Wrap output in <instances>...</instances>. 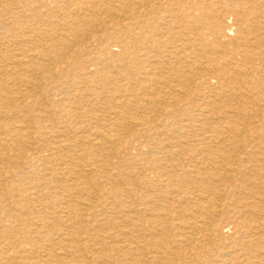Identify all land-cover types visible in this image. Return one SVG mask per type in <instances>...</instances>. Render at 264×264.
<instances>
[{
    "label": "rangeland",
    "instance_id": "rangeland-1",
    "mask_svg": "<svg viewBox=\"0 0 264 264\" xmlns=\"http://www.w3.org/2000/svg\"><path fill=\"white\" fill-rule=\"evenodd\" d=\"M11 1L13 0H0V56L2 57L0 69L6 70V75L1 76L0 80L17 76L12 73L15 69L25 77L39 79L37 82L41 85V89L27 87L29 95L26 93L24 96L21 94L24 93L23 85H18L17 89L6 85L7 89L2 90L3 95H0L3 96L0 98V180L5 182L0 185V264H141L137 261L140 256L137 249L145 246L146 248L143 249L152 251V243L161 232L163 233L159 237L162 239L180 238L179 244L173 246L178 253L174 252L170 256L173 257L171 258L173 264H264L260 252L264 245V220L259 219L252 210L251 222L240 218L235 211L232 212L234 200L242 198L247 189H239L226 181L215 184L207 180L203 183H195L183 174L185 167L183 163L187 164L190 161L188 157H192L194 151L193 153L187 151L188 153L182 155L181 160L178 158L179 155H171V160L170 154L166 152V149L179 144L190 145L191 149L207 145L208 148L212 147L211 149L217 151L220 148L219 144H223L224 148L229 147L234 140L236 144L243 145L248 153L252 152L253 159H258L254 161L252 159V180L257 184L264 181L262 176L264 168L261 166L263 163L259 162L260 148L264 147V89H262L264 88V44L252 47L253 52L261 55L259 60L252 59V69L248 62L244 64L241 56L233 60V66L236 67L232 66L234 71L231 74L235 78L227 84L219 81L201 84L196 79V82H192L193 85L192 83L186 85L189 94L169 95L167 100L162 97L163 91L167 90L162 87L164 78L150 73L153 67L151 59L160 56L161 53L160 47L154 43L155 40L153 42V36L174 25L170 33L182 32L177 27L178 22L156 21L157 23L152 24V13L145 14L143 7L134 5L133 10L129 11L128 16H130L125 22L126 25L121 28L124 32L118 30V26L122 24L118 17L110 20L105 26L86 29L91 36L85 34L80 45L83 44L85 51L82 57L88 60L85 65L87 68H84V63L78 66L75 63L76 56L69 55L66 62L60 65L72 74L63 76L57 71L49 72L42 66L37 57L35 39L39 35L45 37L48 32L53 34L60 30V22L67 20L68 17L75 18V21L80 23V17L74 14L77 5L84 6L82 9L84 12H94L95 16L102 20L109 18L108 15L96 5L88 3L89 1L92 3L93 0H59L58 3L49 0L41 9H28V11L18 3H14V8L11 9L9 5ZM199 1L194 16H200L202 9L203 14L208 11L201 17L203 30L206 32L219 24H230L238 18L227 12L238 4L237 0H228L225 8L219 6L221 2L217 0ZM255 7V10H264V2L256 3ZM15 10H19V13L16 14ZM158 10L164 15L160 9ZM263 14L264 12L261 11L260 15ZM217 15L222 23L218 24ZM179 20L191 30H189L191 37H198L196 33L201 30L195 31L196 28H192L197 24L190 21L188 16L182 15ZM252 20L256 24L264 20V16L259 19L260 21L257 18ZM230 32L232 33L229 37H233V30ZM183 35L187 38L185 32ZM120 37L125 39L123 45L115 42ZM212 39L208 34V39L202 47L207 56L215 57L218 55L215 52L218 46L212 42ZM226 40L227 38H221L218 43L220 46L225 45ZM105 47L114 49L119 55V60L115 61L109 54L110 57L106 56ZM91 56L95 60H92ZM28 60H30L29 65H35L33 68L24 64ZM224 60L220 57L219 63L215 64L220 72L224 69L221 66ZM247 68L251 70L244 72V69L248 70ZM147 77L151 79L146 81ZM171 84H177L181 89L178 81H173ZM32 95L38 102L36 109L24 104L33 97ZM22 96L26 98L22 100ZM116 111L121 112L126 119L118 120L119 118L115 117ZM227 111L229 114L226 113ZM39 112L42 114L40 119V116L35 117ZM23 128L29 136L28 140L15 141L17 133L14 130ZM102 128L106 130L110 128L108 132L119 139L117 143L119 150L117 147L111 152L103 147L97 133V129ZM36 139L40 141L37 142ZM68 146L70 149L67 148ZM73 163L82 164L91 175L90 173L84 177L79 175ZM161 171L164 175L159 174ZM172 176L175 178L172 179ZM83 187H89V190ZM90 191L96 192L94 197L89 195ZM173 198L179 201L174 202ZM209 198H213L214 203L209 206L213 209L208 215L214 218L212 220H215V224L220 225L212 234L204 231L202 223L198 221L196 223L194 219L183 216L191 217L199 214V218L203 220L205 206L210 204L206 202ZM92 199L98 202L93 216L89 215V211L83 206ZM65 201L70 202L69 208L64 207ZM217 204H221L222 212H218L219 208L214 207ZM144 208H147L149 213L153 212L151 209L156 212L168 209L173 216L182 219L187 217V223L191 220L197 225L195 228L197 238L195 241L184 240L187 233L182 237L176 236L178 229H181L177 226L180 220H175L174 224H171L174 225L171 230L151 227L150 214H145ZM86 216L89 218L88 221H85ZM84 221L90 222L89 224L95 226L98 231L93 232L94 230L84 227L82 224ZM128 246L138 251L139 255L132 256L135 261L125 250ZM208 248L213 251L208 253ZM6 255L8 258L4 257ZM157 255L155 252L149 253L150 264L161 263L162 260ZM53 256L56 258H52Z\"/></svg>",
    "mask_w": 264,
    "mask_h": 264
},
{
    "label": "bare ground",
    "instance_id": "bare-ground-1",
    "mask_svg": "<svg viewBox=\"0 0 264 264\" xmlns=\"http://www.w3.org/2000/svg\"><path fill=\"white\" fill-rule=\"evenodd\" d=\"M56 2L58 3L59 0H50V2ZM218 2H221V4L219 6H221L222 8H225L224 6H226L227 1L228 0H217ZM238 4L233 8H230L229 11L231 15H235L238 16V18H236L234 20V22L230 23V24H219L222 20H219V15L216 16L217 18V22H218V26L217 27H212L209 29L208 32L203 30V26H202V15L207 14L208 11H205L203 14V9L201 10V15L200 16H194V10H197V6L196 4L198 2H200L199 0L194 1H190V0H93L92 3H90V1L88 2L89 4H93L96 5L97 7H99L100 10H103L108 17L105 20L99 19L95 16L94 12L91 13H86L84 12L82 9L84 8V6H80L77 5V7H75L74 9V14H77L80 17V23L75 21V18H71L63 22H60L61 25L60 26V30H57V32L51 34H49V32L45 35H39L38 38H36L35 40L37 42H35L34 44H37V46H35L38 49V52L34 51L37 53V57L39 58V60L41 61V64L43 67H45L49 72L55 73L56 71L61 73L63 76L67 75L68 73L72 74L67 68H64V66H61V63H65L66 62V58L69 55H74L76 56V60L75 58L73 60H75V63H77L78 66H82L84 63V68H87L86 65V61L88 60H84V58L82 57V53H84V48L82 47L81 44V39L82 37H84L85 34L90 35L91 33L86 32V29L89 28H94L97 29L101 26H105L106 23L110 22V20L115 19V17L120 18L122 23L120 26H118V30H122L125 22L127 21L128 14L129 11L133 10L134 5H138L140 7H143L145 14L151 12L152 13V24L157 23L159 21H166L167 23L170 22H178L177 27L182 31V32H178V34H174V33H170V30L175 26H171L170 28H166V30L156 33V35L153 36V42L155 40V45L157 47H160V56H154V58L151 59L152 61V65L153 67L151 70V74H157L159 75L160 78H164V80L162 79V87L164 89H167L166 91H163L162 93V97L164 99L169 98V95H187L189 94V88H186V85L191 84L192 82H196V79L198 80V82H200L201 84H209L211 81H219L220 83H228L229 81H231V79H234L235 77H233V75L231 74L233 70L232 66H233V60H236L238 56H241V59L244 61V64L246 62H248L251 65V69H252V59L259 60V56L261 57V55L257 54L256 52H253L252 47L253 46H260L262 43L264 44V20L260 21L259 19H261L263 15H260V12H264V10H255V4L258 2H264V0H237ZM49 2V0H13L10 2V8L13 9L14 7V3H18L20 6L27 8L29 10H38L41 9L43 6H46L47 3ZM34 5H31V4ZM213 3V2H212ZM161 5V8H159V6ZM263 5V4H261ZM258 6V5H257ZM38 8V9H37ZM214 8V6H213ZM218 8V7H217ZM158 9L161 10V12H163L161 15L158 11ZM206 9V8H205ZM219 9V8H218ZM26 9H24L25 11ZM220 10V9H219ZM218 10V11H219ZM22 11V12H24ZM26 12V11H25ZM55 12V11H54ZM220 12V11H219ZM15 13L18 14L19 10H15ZM70 14V13H69ZM6 15V14H5ZM188 16L193 23L197 24V26H192L193 29L196 30H201L200 32H197L196 34L198 35V37L196 38L195 36H190V29H187V27L185 26L184 22L180 21V16ZM214 15V14H213ZM212 15V17H213ZM13 16V15H12ZM15 16V15H14ZM240 16V17H239ZM1 17V15H0ZM18 18V16H16ZM20 17V16H19ZM61 17V16H60ZM227 17V16H226ZM12 18V17H11ZM22 18V17H21ZM252 18H257V20H259L260 22L254 24ZM16 19V18H15ZM25 19V18H24ZM57 19V18H56ZM215 19V18H214ZM20 20V19H19ZM27 20V19H26ZM216 20V19H215ZM255 20V19H254ZM55 21V20H54ZM54 21H51L54 23ZM60 21V20H59ZM157 21V22H156ZM24 22V21H23ZM114 22V21H113ZM253 22V24H252ZM256 22V21H255ZM1 23V22H0ZM222 23V22H221ZM162 24V23H161ZM107 25V24H106ZM168 25V24H167ZM158 26V25H156ZM155 26V27H156ZM35 28H37V25L35 26ZM122 28V29H121ZM157 29V28H156ZM55 30V29H54ZM179 30V31H180ZM186 30H188V32H186ZM190 30V31H189ZM231 30H233L234 34L233 37H229V34H231L232 32H230ZM235 30V31H234ZM92 31V30H91ZM90 31V32H91ZM53 32V31H52ZM122 32H124L122 30ZM183 32H185L187 34V38H185V36L183 35ZM28 33V32H27ZM30 33V32H29ZM40 33V32H39ZM38 33V34H39ZM109 33V32H108ZM31 34V33H30ZM33 34V33H32ZM44 34V33H41ZM94 34V33H93ZM96 34V33H95ZM137 34V33H136ZM208 34H210V36L213 38L212 42L214 44H216L218 47L215 49V52L218 53L217 56L215 57H211V56H207L206 51H204V47L203 43L208 39ZM36 35V34H35ZM112 35V34H111ZM127 35V34H126ZM140 35V34H139ZM38 36V35H37ZM41 36H43L41 38ZM89 36V37H90ZM156 36V37H155ZM162 37H165L162 38ZM88 38V36H87ZM221 38H227L226 40V44L225 45H221L218 43V40ZM90 39V38H89ZM32 40V39H31ZM152 40V39H151ZM164 40V41H163ZM83 41V40H82ZM85 41V40H84ZM215 41V42H214ZM92 43V41H90ZM118 43V45H123L125 42L124 37H120L117 39V41H115ZM41 43V44H40ZM104 43V42H103ZM222 44V43H221ZM10 45V44H9ZM91 45V44H89ZM116 45V44H115ZM17 46V45H16ZM215 46V45H213ZM14 47V46H13ZM20 49V48H19ZM33 49V48H32ZM35 49V50H37ZM2 50V49H1ZM18 50V49H17ZM78 50V51H77ZM13 51V50H12ZM26 51V50H25ZM105 54L106 56H111L114 58L115 61L119 60V55L115 52L114 49L112 48H108L105 47L104 48ZM20 52V50H19ZM76 52V53H75ZM23 53V52H22ZM25 53V52H24ZM103 53V52H102ZM27 54V53H26ZM25 54V56L27 57V55ZM109 54V55H108ZM24 55V54H23ZM86 56V55H85ZM84 56V57H85ZM105 56V57H106ZM109 56V57H110ZM5 57V56H4ZM3 57V58H4ZM82 57V59H81ZM95 57V56H94ZM190 59H188V58ZM208 57V58H207ZM210 57V58H209ZM220 57L224 58V62L222 63V68H224L222 70V72H220L218 69H216L215 64L219 63ZM1 56H0V60H1ZM12 58V57H11ZM73 58V57H72ZM92 58V56H91ZM98 58V57H96ZM100 58V57H99ZM205 58V59H203ZM27 59V58H26ZM192 59V60H191ZM21 60V58H20ZM38 60V61H39ZM92 60H95L94 58H92ZM98 60V59H97ZM106 60V59H105ZM122 60V58H121ZM5 61V60H4ZM16 61V60H15ZM30 60L24 62V64H28ZM100 61V59H99ZM18 62V61H17ZM93 62V61H92ZM108 62V61H107ZM12 63V62H11ZM23 63V62H22ZM68 63V62H67ZM90 63V62H89ZM260 63V62H259ZM262 63V62H261ZM36 64V63H35ZM69 64V63H68ZM71 64V63H70ZM91 64V63H90ZM93 64V63H92ZM102 64V62H101ZM238 63L236 62V65ZM73 65V64H72ZM100 65V64H99ZM226 65V66H225ZM243 65V63H242ZM4 66V65H3ZM28 66H32L31 68H33L35 65H29ZM103 66V65H102ZM109 66V65H107ZM111 66V65H110ZM224 66V67H223ZM24 67V66H23ZM38 67V66H37ZM218 67V66H217ZM234 68L236 66H233ZM241 65H239V69ZM7 68V67H6ZM104 68V67H102ZM229 68V69H228ZM244 68V66H243ZM247 68L248 70L244 69V72H248L251 69ZM20 69V68H19ZM67 69V70H66ZM73 69V68H72ZM90 69V68H89ZM101 69V68H100ZM109 69V68H108ZM180 69V71H179ZM231 69V70H230ZM22 70V69H21ZM43 70V69H41ZM71 70V69H70ZM94 70V69H93ZM97 71V69H95ZM24 71V70H23ZM27 71V70H26ZM25 71V72H26ZM95 71V72H96ZM179 71V72H178ZM8 72V71H7ZM76 72V71H75ZM92 72V70H91ZM89 72V73H91ZM104 72V71H103ZM195 72V73H194ZM12 73L17 74V76H13L10 78H2L3 80H0V95H3V93L1 92L2 90L7 89L8 87H12V88H18V85H23V92L21 93L22 95H26L27 91V87L29 88H40L41 89V85L39 84V82H37V80L39 81V79H35L31 76H23L20 73H18V70H12ZM100 73V72H99ZM109 73V72H108ZM39 74V73H38ZM42 74V73H41ZM79 74V73H78ZM96 74V73H95ZM148 73H146L147 75ZM6 75V70L0 69V77ZM20 75V76H19ZM44 75V74H43ZM77 75V74H76ZM113 75V74H112ZM117 75V74H115ZM93 76V75H92ZM151 76V75H150ZM155 76V75H153ZM243 77V76H242ZM64 78V77H63ZM91 78V77H90ZM145 80V78H143ZM151 78H146V81L150 80ZM264 79V78H263ZM6 83H5V81ZM60 80V79H59ZM72 80V79H70ZM86 81V80H85ZM173 81H178L179 84L181 85V89L178 88L177 86L179 85H174L171 84ZM80 82V81H79ZM91 82V81H90ZM5 83V84H3ZM53 83V82H52ZM56 83V82H55ZM93 83V82H92ZM90 83V84H92ZM112 83V82H111ZM142 83V82H141ZM237 83V82H236ZM240 83V82H239ZM243 83V82H242ZM57 84V83H56ZM102 84V83H101ZM116 84V83H114ZM233 84V83H232ZM248 84V83H247ZM7 85V86H6ZM118 85V84H117ZM193 85V83H192ZM220 85V84H219ZM244 85V84H243ZM242 85V86H243ZM56 86V85H55ZM72 86V85H71ZM78 86V85H77ZM90 86V85H89ZM115 86V85H114ZM105 87V86H104ZM156 87V86H155ZM237 87V86H236ZM27 88V89H26ZM159 88V86H158ZM80 89V88H78ZM104 89V88H103ZM147 89V88H146ZM264 89V88H262ZM60 90V89H59ZM84 90V89H83ZM87 90V89H86ZM106 90V89H105ZM239 90V89H238ZM36 91V90H35ZM50 91V90H49ZM53 91V90H52ZM51 91V92H52ZM63 91V90H62ZM94 91V90H93ZM159 91V90H158ZM16 92V91H14ZM42 92V91H41ZM85 92V91H84ZM92 92V91H90ZM246 92V91H245ZM63 93V92H62ZM79 93V92H78ZM155 93H159L157 91H155ZM161 93V92H160ZM31 94V93H30ZM70 94V93H69ZM77 94V93H76ZM221 94V93H218ZM27 95H29L27 93ZM74 95V94H73ZM222 95V94H221ZM22 96V100L25 99L26 97ZM33 97L26 103H24L25 105L29 106V108L32 109V107H35L38 104L37 100L34 99L35 96L32 95ZM55 96V95H54ZM154 96V95H153ZM156 96V95H155ZM159 96V95H157ZM189 96V95H188ZM30 97V96H29ZM37 97V95H36ZM57 97V96H56ZM79 97V96H78ZM0 98H3V96H0ZM8 98V97H7ZM176 98V97H175ZM263 98V97H262ZM63 99V98H62ZM173 99V98H172ZM171 99V100H172ZM255 99V97H254ZM169 100V99H167ZM170 100V101H171ZM147 101V100H145ZM163 101V100H162ZM167 101V102H170ZM94 102V101H93ZM92 102V103H93ZM44 103V102H43ZM95 103V102H94ZM93 103V105H94ZM91 104V103H90ZM158 104V103H156ZM168 103H166L167 105ZM177 104V103H176ZM174 104V105H176ZM181 103H179L180 105ZM216 104V103H215ZM10 105V104H9ZM154 105V104H152ZM183 105V104H182ZM186 105V104H185ZM160 106V105H159ZM162 106V105H161ZM6 107V106H5ZM38 107V106H37ZM181 107V106H180ZM227 110V109H226ZM237 110V109H236ZM168 111V110H167ZM175 111V110H174ZM181 111V110H180ZM186 112V111H185ZM21 113V112H20ZM179 113V112H178ZM228 113V111L226 112ZM102 114V113H101ZM126 114V113H124ZM196 114V113H195ZM229 114V113H228ZM41 113L39 112L38 115H35V117L40 116L39 119L41 118ZM114 115V114H112ZM127 115V114H126ZM164 115V114H162ZM130 116V115H129ZM115 117L119 118L118 120H120V118H125V116H123L121 114V112L116 111L115 112ZM159 117V116H158ZM161 117V116H160ZM115 118V119H116ZM39 119L37 118V122L38 124H40ZM98 119V118H97ZM126 119V118H125ZM209 119V118H208ZM220 119V118H219ZM57 121V120H56ZM91 121V120H90ZM88 121V122H90ZM154 121V120H152ZM189 121V120H188ZM216 121V120H215ZM151 122V121H150ZM182 122V121H181ZM180 122V123H181ZM186 122V121H184ZM201 122V121H200ZM12 124V123H11ZM96 124V123H95ZM185 124V123H183ZM235 124V123H234ZM36 125V124H35ZM110 125V124H109ZM209 125V124H208ZM101 126V125H100ZM106 126V125H103ZM102 126V127H103ZM120 126V125H119ZM126 126V123H125ZM129 126H132L129 124ZM212 126V125H211ZM113 127V126H112ZM203 127V126H202ZM116 128V127H115ZM129 128V127H127ZM132 128V127H131ZM153 128V127H152ZM24 129V128H23ZM22 129V130H23ZM95 129V128H94ZM110 129V128H109ZM106 130V128H102V129H97L96 132L98 133V136L101 139V144L104 145L103 147L108 148L109 151H114L118 145V140L110 133L108 132V130ZM118 129V127L116 128ZM114 129V130H116ZM133 129V128H132ZM135 129V128H134ZM137 129V127H136ZM135 129V130H136ZM218 129V128H217ZM14 130V129H13ZM21 129H15L14 132L16 131V136L17 138L14 139L15 141H19V142H24L27 141L29 136L27 135L25 129L22 131ZM89 130V129H88ZM112 130V129H111ZM110 130V131H111ZM245 130V129H244ZM170 131V130H169ZM237 131V130H236ZM247 131V130H246ZM93 131V133H96ZM112 132V131H111ZM125 132V131H124ZM128 132V131H127ZM132 132V131H131ZM168 132V131H167ZM201 132V131H200ZM232 132V131H231ZM245 132V131H244ZM68 133V131H67ZM71 133V132H70ZM74 133V132H73ZM72 133V134H73ZM76 133V132H75ZM92 133V136H93ZM162 133V132H161ZM203 133V132H201ZM234 133V132H232ZM247 133V132H246ZM129 134V133H128ZM137 134V133H135ZM181 134V133H179ZM183 134V133H182ZM186 134V133H185ZM206 134V133H205ZM67 135V134H66ZM77 135V134H75ZM74 135V136H75ZM120 135V134H119ZM139 135V134H138ZM161 135V134H160ZM159 135V136H160ZM242 135V134H241ZM55 136V135H54ZM62 136V135H61ZM123 136V135H122ZM180 136V135H179ZM237 136V135H236ZM69 137V136H66ZM140 137V136H139ZM162 137V136H161ZM181 137V136H180ZM56 138V137H55ZM80 138V137H79ZM142 138V137H141ZM145 138V137H144ZM160 138V137H159ZM172 138V137H171ZM170 138V139H171ZM184 138V137H183ZM33 139V138H32ZM185 139V138H184ZM228 139V138H227ZM1 140V138H0ZM37 142L38 139H36ZM93 140V139H92ZM145 140V139H144ZM143 140V141H144ZM158 140V139H156ZM166 140V139H165ZM182 140V139H181ZM186 140V139H185ZM230 140V139H229ZM238 140V139H237ZM34 141V140H33ZM151 141V140H150ZM159 141V140H158ZM240 141V140H239ZM238 141V142H239ZM68 142V140H67ZM53 143V142H52ZM96 143V142H95ZM156 143V142H155ZM9 144V143H8ZM80 144V143H79ZM123 144V143H122ZM121 144V146H122ZM142 144V143H141ZM31 145V144H30ZM96 145V144H95ZM125 145V144H123ZM98 146V145H97ZM130 146V145H129ZM218 146H220V148H218V150L216 151V149H211L208 148L207 145H204V147L201 148H194L191 149V146H185L182 144L179 145H174L172 146L171 149H166L167 154H170L169 157H171V155H179V160H181L182 155H184L185 153H188L187 151H191L193 153L192 157H188V159H190V161L184 162L183 165H185V167H183V174L186 177H190L192 181L199 182V183H203L204 181L207 180V182H212V184H215L216 182H229L232 183L234 185H236L239 189L242 188V190L247 189V192H244L243 197L239 198L238 200H234V204L232 206V212H236L237 215L240 218H244V219H248V222L252 221V215H251V210L254 211L259 219L264 220V195H262V193L264 192H260L261 190H264V181L261 182V184H257L254 182V180H252V152L246 151L244 149L243 145H238L236 144V141L233 140L232 145L230 144L229 147H225L223 146V144H219ZM24 147V146H23ZM94 147V146H93ZM123 147V146H122ZM167 147V146H166ZM34 148V146H33ZM68 149H70V147H67ZM84 149V148H83ZM99 149V148H98ZM37 150V149H36ZM66 150V149H65ZM119 150V147H118ZM48 151V148H47ZM98 151V150H97ZM117 151V150H116ZM15 152V151H14ZM17 152V151H16ZM33 152V151H32ZM13 153V152H12ZM46 153V152H45ZM260 161L261 163H263L261 166L264 168V147L261 149L260 148ZM44 154V153H43ZM73 154V153H71ZM117 155V154H116ZM143 155V154H142ZM198 155V157H197ZM127 156V155H126ZM136 156V155H135ZM144 156V155H143ZM167 156V155H166ZM176 156V158H177ZM186 156V155H185ZM52 157V156H51ZM117 157V156H116ZM168 157V158H169ZM9 158V157H8ZM12 158V157H11ZM137 158V157H136ZM140 158V157H139ZM137 158V159H139ZM165 158V157H164ZM163 158V159H164ZM192 158V159H191ZM162 159V160H163ZM74 160V159H73ZM76 160V159H75ZM130 160V159H129ZM133 160V159H132ZM157 160V159H156ZM172 160V157H171ZM175 160V159H174ZM254 160H258V159H253ZM13 161V160H12ZM77 161V160H76ZM78 161L79 158H78ZM131 161V160H130ZM15 162V161H14ZM141 162V161H140ZM156 162V161H155ZM159 162V161H157ZM169 162V161H168ZM171 162V161H170ZM173 162V161H172ZM171 162V163H172ZM74 167L77 168V172L79 175L81 176H85L88 175L90 172L87 171L84 166L82 164H78V163H73ZM165 164V163H163ZM41 165V164H40ZM43 165V164H42ZM137 165V164H136ZM147 165V164H146ZM168 165V164H166ZM87 166V165H86ZM258 166V165H257ZM60 167V166H59ZM88 167V166H87ZM138 167V165H137ZM146 167V166H144ZM162 167V166H161ZM6 168V167H5ZM8 168V166H7ZM259 168V167H258ZM37 169V167H36ZM63 169V168H62ZM150 169V168H148ZM155 169V168H154ZM159 169V168H158ZM56 170V169H55ZM147 170V169H146ZM152 170V169H151ZM93 172V171H92ZM255 172V171H254ZM160 175H164V173L161 171L159 173ZM4 175V174H3ZM59 175V174H58ZM91 175V173H90ZM167 175V174H166ZM7 176V175H6ZM10 176V175H9ZM64 176V175H63ZM264 176V175H262ZM41 178V177H40ZM169 178V177H168ZM175 177L172 176V179H174ZM71 179V178H70ZM77 179H79V177H77ZM105 179V178H104ZM198 180V181H195ZM176 181V180H175ZM5 182L2 180H0V185L4 184ZM85 183V182H83ZM82 183V184H83ZM89 184V183H88ZM222 184V183H221ZM86 186V185H85ZM5 187V186H4ZM41 187V186H40ZM253 187V188H252ZM87 190H89V187H83ZM213 188V187H212ZM138 190V189H137ZM19 191V190H18ZM144 191V190H143ZM149 191V190H147ZM78 192V191H77ZM145 192V191H144ZM4 193V192H3ZM80 193V192H79ZM96 193V192H95ZM95 193L93 191L89 192V195H91L92 197L95 196ZM149 193V192H146ZM5 194V193H4ZM207 194V193H206ZM237 195V194H236ZM84 196V195H83ZM118 197V196H117ZM4 198V196H3ZM82 198V197H81ZM219 198V197H218ZM8 199V198H7ZM12 199V198H11ZM10 199V200H11ZM84 199V198H83ZM89 199V198H88ZM170 199V198H169ZM168 199V200H169ZM14 201V200H13ZM96 200L92 199L90 201L85 202L83 206H85L84 208L89 211L88 214L89 215H94L95 214V207H97V203L95 202ZM174 202H178L179 200H177V198H173ZM172 201V202H173ZM203 201V200H202ZM204 202V201H203ZM207 203H210L208 206H205V217L204 219H200L199 218V214L198 215H191V217L189 215H183V216H187L189 219H194L195 222L197 223L200 222L203 224L204 227V231L206 230L207 232H209L210 234H212V232H214L216 230V228L219 229L218 223L215 224V220L212 216H209V212L212 211L213 207L210 208L209 206L213 203V198H209L208 201H206ZM220 202V201H219ZM218 202V203H219ZM65 208H69L70 202L65 201ZM63 203V204H64ZM105 203V202H104ZM109 203V202H108ZM221 203V202H220ZM162 204V203H161ZM170 204V203H169ZM222 204V203H221ZM221 204H217L214 207L219 208L218 212H222V208H221ZM158 205V204H157ZM196 205V204H195ZM204 205V204H203ZM202 205V206H203ZM211 205V206H212ZM47 206V205H46ZM72 206V205H71ZM223 206V205H222ZM221 208V209H220ZM37 209V208H36ZM111 209V207H110ZM180 209V208H179ZM74 210V209H73ZM109 210V209H108ZM114 210V209H113ZM84 211V210H83ZM151 213L148 212L147 208L143 209V212L149 213V223H151V227L155 226L157 229L158 227H162L161 230L167 229V230H171L174 228V225H171L172 223L174 224L175 220H180V222H178V227L181 229H178L179 232L176 234V236H184L185 233H187V235L185 234V236H187L184 240L187 241H195V239L197 238L196 236V223L194 221H189L190 223H187V217H184V219H182V217H176L173 216V214L171 213L170 210H166L164 209L162 212H156L154 209H151ZM195 211V210H194ZM69 212V211H68ZM73 212V211H72ZM79 212V211H78ZM180 212V211H179ZM192 212V211H191ZM61 213V212H60ZM178 214V213H177ZM38 215V214H36ZM82 215V213H81ZM208 215V216H207ZM234 215V214H232ZM236 215V216H237ZM59 216V215H58ZM202 216V215H201ZM200 216V217H201ZM72 217V216H71ZM76 217V216H75ZM91 217V216H90ZM126 218V217H125ZM225 218V217H224ZM73 219V218H72ZM89 218H87L85 221H88ZM121 219V218H120ZM135 219V218H134ZM33 220V219H32ZM91 220V219H90ZM184 220V221H182ZM83 222V226L87 227L88 229L94 230L93 232L98 231V229L96 230L95 226H93L92 224H89L88 222ZM12 222V221H11ZM65 222V221H64ZM182 222V223H181ZM94 223V222H93ZM100 224V223H99ZM121 224V223H120ZM7 225V224H6ZM88 225V226H87ZM101 225V224H100ZM66 226V225H65ZM97 226V225H96ZM124 227V225H122ZM252 226V225H250ZM154 227V228H155ZM199 227V226H198ZM127 228V227H126ZM155 228V229H156ZM221 228V227H220ZM225 228V227H224ZM110 229V228H109ZM146 229V228H145ZM36 230V229H35ZM62 230V229H61ZM111 230V229H110ZM143 230V229H142ZM11 231V230H10ZM90 231V230H89ZM154 231V229H153ZM259 231V230H258ZM155 232V231H154ZM203 232V231H202ZM201 232V233H202ZM263 232V231H262ZM44 233V232H43ZM76 233V232H75ZM157 233V232H156ZM161 233H158L159 235L156 236V239L153 241V250L149 251V250H145L143 249L145 246H143V248H138L137 250H139V254L140 256L138 257L137 261L140 262L141 264L146 263V264H150V258H149V253L150 252H155L156 255L161 258V263L160 264H173L174 261H171L170 257L171 254H174L175 249H174V245L175 244H179V239L178 237H173L174 239H162V237H159ZM166 233V232H165ZM260 233V232H259ZM60 234V233H59ZM63 234V233H62ZM217 234V233H216ZM66 235V233H65ZM68 235V234H67ZM60 236V235H59ZM141 236V235H140ZM189 236V237H188ZM217 236V235H216ZM262 236V235H261ZM137 237V236H136ZM147 237V235H146ZM155 237V236H152ZM220 237V236H219ZM223 237V236H222ZM245 237V236H244ZM56 238V237H55ZM114 238V237H113ZM116 238V237H115ZM150 238V237H149ZM164 238V237H163ZM225 238V236H224ZM124 239V238H123ZM146 239V238H145ZM219 239V238H218ZM227 239V238H226ZM230 239V238H229ZM127 240V239H126ZM5 241V240H4ZM122 241V240H121ZM26 242H30V240H26ZM54 242V241H53ZM142 242V241H141ZM144 242V241H143ZM146 242V241H145ZM77 243V242H76ZM188 243V242H187ZM248 243V242H247ZM50 244V241H49ZM48 244V245H49ZM54 244V243H53ZM113 244V243H112ZM143 245V244H142ZM141 245V246H142ZM189 245V244H188ZM203 245V244H202ZM213 245V244H212ZM199 246V245H198ZM197 247V246H196ZM200 247V246H199ZM206 247V246H203ZM55 248V247H54ZM146 248V247H145ZM150 248V247H149ZM183 248V247H181ZM194 248V247H193ZM198 248V247H197ZM196 248V249H197ZM37 249V248H36ZM195 249V248H194ZM262 250L260 251L264 260V245L261 248ZM21 250V249H20ZM126 252H128V254L130 253L131 255V259H133L135 261L134 258H132V256L134 254H138V251L134 250L132 246H128L125 248ZM189 250V249H188ZM55 251V250H54ZM136 251V252H135ZM185 251V250H184ZM191 251V250H190ZM213 251L212 249L208 248L207 252H211ZM71 252V251H70ZM189 252V251H188ZM175 253H178L175 252ZM253 253V252H252ZM258 253V252H257ZM55 254V253H54ZM72 254V253H71ZM138 254V255H139ZM33 255V254H32ZM57 255V254H56ZM65 255V254H64ZM151 255V254H150ZM155 255V254H154ZM178 255V254H177ZM237 255V254H236ZM258 256V254H257ZM6 258V256H4ZM90 257V256H89ZM52 258H56V257H52ZM8 261V259L6 260ZM152 261V260H151ZM176 261V260H175ZM10 262V261H9ZM179 262V261H177ZM31 263H33V261H31ZM124 263V262H123ZM156 263V261H155ZM37 264V263H35ZM57 264V263H56Z\"/></svg>",
    "mask_w": 264,
    "mask_h": 264
}]
</instances>
